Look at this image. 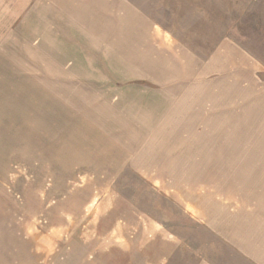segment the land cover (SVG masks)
<instances>
[{
	"label": "rangeland",
	"instance_id": "374dc122",
	"mask_svg": "<svg viewBox=\"0 0 264 264\" xmlns=\"http://www.w3.org/2000/svg\"><path fill=\"white\" fill-rule=\"evenodd\" d=\"M262 230L264 0H0V264H239Z\"/></svg>",
	"mask_w": 264,
	"mask_h": 264
},
{
	"label": "crops",
	"instance_id": "0c3cea01",
	"mask_svg": "<svg viewBox=\"0 0 264 264\" xmlns=\"http://www.w3.org/2000/svg\"><path fill=\"white\" fill-rule=\"evenodd\" d=\"M217 51H218V49H217ZM217 51H215L214 55H212V57L210 58L211 59V60H209L210 62L213 61V59H216V57H217L216 52ZM242 88H244V86H242ZM257 88L259 89L260 87H257ZM258 93H260V90ZM258 157H261V156L258 155ZM257 188L260 189L258 186H257ZM263 234H264V230H262V232L260 233L261 237L259 239L264 238ZM228 247H229V250H228V253H226V254L229 255V257H235V256L238 257L239 264H264V243L257 246L256 253L250 252L249 250L244 249L243 246H242L241 250H239V249L236 250L235 246L233 244H227V248Z\"/></svg>",
	"mask_w": 264,
	"mask_h": 264
}]
</instances>
